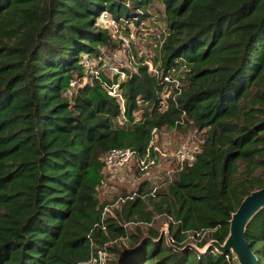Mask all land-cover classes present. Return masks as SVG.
<instances>
[{
    "label": "trees",
    "instance_id": "obj_1",
    "mask_svg": "<svg viewBox=\"0 0 264 264\" xmlns=\"http://www.w3.org/2000/svg\"><path fill=\"white\" fill-rule=\"evenodd\" d=\"M155 3L165 29L152 58L134 51L136 68L122 70L120 124V103L102 83L117 73L72 90L68 79L83 75L84 54L113 49L97 23L103 9L128 34ZM166 74L179 89L160 108ZM183 121L202 131L194 160L155 196L123 202L106 230L94 225L106 202L127 193L99 199L101 156L118 146L143 150L153 126ZM263 185L264 0H0V264H81L105 242L106 264H236L230 251L202 247L223 242L231 213ZM136 189L149 190L147 180ZM155 213L172 217L171 243ZM142 222L151 223L142 230ZM245 238L264 264V206Z\"/></svg>",
    "mask_w": 264,
    "mask_h": 264
},
{
    "label": "built area",
    "instance_id": "obj_2",
    "mask_svg": "<svg viewBox=\"0 0 264 264\" xmlns=\"http://www.w3.org/2000/svg\"><path fill=\"white\" fill-rule=\"evenodd\" d=\"M97 23L104 28H109L111 31L116 32L118 28H120V23L113 18L110 13L103 9L98 17ZM96 58V61H94ZM98 57H92L85 55L83 56V65L84 68L91 69L93 73L92 77L97 78L99 76V71L97 69L93 70V63H97ZM102 60V58H101ZM150 69L153 72L158 73L157 70L153 68L150 64ZM123 74V72H122ZM159 74V73H158ZM163 77V81L165 83L166 93L164 96H161V107L165 108L166 106V97L172 91L173 88L179 87V80L171 74H166ZM124 78L122 75L121 79H117L108 83L107 81H102L103 85L106 87L108 93L113 95L117 101L120 103L121 113L117 115L116 120L118 123L123 124L126 122V117L123 113L124 108V96L119 88V82ZM81 78L79 76H70L68 79L69 90L75 89L76 87L80 86ZM171 87V90H170ZM179 89V88H178ZM162 93V92H161ZM165 102V103H164ZM141 111V109H137L135 112ZM139 117L135 116V119ZM162 137V128L158 126H153L150 130V138L143 150H138L136 148L130 146H118L112 147L108 149L102 156H101V173L110 174L114 173L118 170L127 168L130 170L132 166L135 167L136 171H141L142 173L151 174L150 176L153 177V181H149V187L147 191H138L137 189H132L131 191H127L126 194L118 193L116 197L110 202L106 203L101 211L100 219L94 223V225L100 226L101 229L106 230V222L105 218L107 216H115V209L118 208L123 202L127 199H132L136 195H140L141 197H145L147 195L155 196L157 190L169 182L173 181L176 177L177 173L184 167L186 163H191L196 153L200 151L201 144L195 145L189 139L185 140L184 142L179 143L178 146L172 145V147L164 146L163 148L160 145V139ZM173 221L170 215L167 216V223L165 228H161L160 230L165 235V240L168 243L173 241L171 235L168 234V222ZM130 223L134 224L137 223L135 221H127L124 224L129 225ZM151 222H146V224H150ZM203 231L202 234H204ZM196 235H199V232H196ZM189 237H193L192 234ZM91 240V246L95 247V243ZM110 242H105L103 248H96L94 251L90 253V256L81 261V264H106L107 260V250L106 245L108 246ZM191 244L196 246L195 243L191 241ZM227 259H229V255L225 253ZM231 258L234 259L233 254L231 253ZM235 260V259H234ZM236 263V262H235Z\"/></svg>",
    "mask_w": 264,
    "mask_h": 264
},
{
    "label": "rangeland",
    "instance_id": "obj_3",
    "mask_svg": "<svg viewBox=\"0 0 264 264\" xmlns=\"http://www.w3.org/2000/svg\"><path fill=\"white\" fill-rule=\"evenodd\" d=\"M147 12L148 16L140 22L128 23V34H124L121 28H118L116 32H113L106 27L115 44L112 50H109L108 48L104 49L103 47L100 48L101 52H99L98 56H96L98 57L97 61L99 62L96 64L93 63V70L97 69L99 71V75L102 76L103 74L108 78H113V74L117 73L118 79H121L122 75L125 74L124 72L122 74L123 69L133 70L136 68L135 61H138V56H133L134 51H137V54L142 55L145 58H152L155 55L159 47L160 33L165 29L162 5L155 3L153 6L148 7ZM85 55L86 54H84V56ZM94 61H96V58ZM146 62L150 67L151 62L149 60H146ZM91 73H93L91 69L86 68L84 70L83 75L79 76L82 81L80 85H83L87 81H93ZM98 78L100 79L101 77L98 76ZM165 88L167 89V87ZM165 88L162 91L161 96L165 95ZM135 116L139 117L140 111L135 112ZM201 138L202 131H196L189 123H185L183 121V123L177 127L162 128L160 145L162 148L165 145L168 147H172V145L178 146L179 143L184 142L187 139L195 145H200L202 140ZM97 174L98 177L95 179V191L101 201L105 199L108 200V198H110L116 191H130L131 189H136L138 183L143 179L153 181V177L150 176L151 174L136 171L134 166H132L130 170L124 168L114 173L105 175L99 171V173H95L96 176ZM148 180L147 186L149 187ZM148 207H151V203H149ZM152 218L153 222L159 225V228H165L167 226V219L163 216V214L155 213ZM129 225H131L129 229H135V227L132 226V223ZM140 226L142 230H145L148 224L142 222L140 223ZM189 239L193 238L190 237ZM192 242L195 243V240ZM107 253V257H109L111 254L109 251H107Z\"/></svg>",
    "mask_w": 264,
    "mask_h": 264
},
{
    "label": "water",
    "instance_id": "obj_4",
    "mask_svg": "<svg viewBox=\"0 0 264 264\" xmlns=\"http://www.w3.org/2000/svg\"><path fill=\"white\" fill-rule=\"evenodd\" d=\"M264 206V185L247 193L229 219V231L223 242L208 240L202 250L212 246L218 252L230 251L236 264H258L256 253L245 238V228L250 218Z\"/></svg>",
    "mask_w": 264,
    "mask_h": 264
}]
</instances>
